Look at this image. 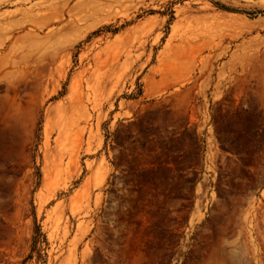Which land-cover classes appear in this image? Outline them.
Returning <instances> with one entry per match:
<instances>
[{"label":"rangeland","instance_id":"rangeland-1","mask_svg":"<svg viewBox=\"0 0 264 264\" xmlns=\"http://www.w3.org/2000/svg\"><path fill=\"white\" fill-rule=\"evenodd\" d=\"M0 264H264V0H0Z\"/></svg>","mask_w":264,"mask_h":264},{"label":"trees","instance_id":"trees-1","mask_svg":"<svg viewBox=\"0 0 264 264\" xmlns=\"http://www.w3.org/2000/svg\"><path fill=\"white\" fill-rule=\"evenodd\" d=\"M36 233H37V235L34 237V241H33V248H32L33 251L34 250H40V249H38V246H39L40 242H42L41 238H45L43 236V234L41 233V230L39 227L37 228Z\"/></svg>","mask_w":264,"mask_h":264}]
</instances>
